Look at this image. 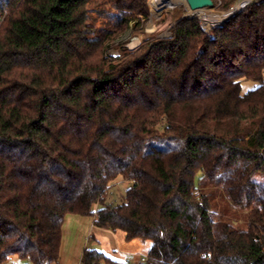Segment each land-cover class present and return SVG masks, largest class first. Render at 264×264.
Listing matches in <instances>:
<instances>
[{
	"label": "trees",
	"instance_id": "trees-1",
	"mask_svg": "<svg viewBox=\"0 0 264 264\" xmlns=\"http://www.w3.org/2000/svg\"><path fill=\"white\" fill-rule=\"evenodd\" d=\"M0 16V264H58L69 214L150 241L145 264H264V0L119 57L147 0H0ZM81 264L116 263L87 248Z\"/></svg>",
	"mask_w": 264,
	"mask_h": 264
},
{
	"label": "rangeland",
	"instance_id": "rangeland-1",
	"mask_svg": "<svg viewBox=\"0 0 264 264\" xmlns=\"http://www.w3.org/2000/svg\"><path fill=\"white\" fill-rule=\"evenodd\" d=\"M150 1L151 0H147L148 20L146 22L143 21L137 30L134 29L135 24H132L130 26V29L127 31V33L122 35L119 38V40H117L118 44L117 43L113 44L111 48L108 50L107 53L109 56L110 55L114 56L118 53L120 54V51L118 50V48H120V45H125V47L128 50H132L133 47L135 46L140 47L141 45H143L145 41L150 40V39L153 40V39L170 38V37H167V35L169 34L172 35V27H174L175 24L179 20L183 18H187L186 17L188 15L187 8L185 5L180 4V5H176L174 8H166L163 15L159 17L158 19L156 18L151 19L149 18V15L151 16V11L154 9L151 8V11H150V8H149ZM165 3L168 4L166 0H165ZM222 7H223L222 0H213V8H211V11L206 14L207 17L209 16V17H212L213 19H216V17L214 16H220L223 13H227L233 6L228 10H223ZM91 21L95 24L97 28H101L102 26L108 25L109 18H108V15L106 14H102L97 11H94L92 12ZM211 23L217 25V26H214L213 28L223 27L225 24V22L222 23L219 20L212 21L210 22V24ZM201 25H202V22H201ZM133 44L135 46H133ZM256 86H257L256 83L252 81H243L242 83L243 94H246L247 92H249ZM257 180L264 184V177H258ZM129 186H130V183L127 181H124L122 179L116 180L111 185V188L108 191V194H107L108 201L113 202V203L122 202V198L125 196L126 189ZM215 200L217 202V212L219 214V218L221 217L224 220L231 222L237 228L247 229L248 225H247L245 213L235 211L232 208L228 209L227 204L220 196L216 197ZM10 264H28V263L21 261L18 259V257H16L15 260H13Z\"/></svg>",
	"mask_w": 264,
	"mask_h": 264
},
{
	"label": "crops",
	"instance_id": "crops-1",
	"mask_svg": "<svg viewBox=\"0 0 264 264\" xmlns=\"http://www.w3.org/2000/svg\"><path fill=\"white\" fill-rule=\"evenodd\" d=\"M152 243L150 241H126L123 231L102 229L94 224L93 217L69 214L62 227V243L58 264H81L85 249L102 251L116 264H145ZM16 256L4 264H10Z\"/></svg>",
	"mask_w": 264,
	"mask_h": 264
},
{
	"label": "built area",
	"instance_id": "built-area-1",
	"mask_svg": "<svg viewBox=\"0 0 264 264\" xmlns=\"http://www.w3.org/2000/svg\"><path fill=\"white\" fill-rule=\"evenodd\" d=\"M254 1H256V0H238L237 1V3L235 4V6H233L227 13H229L230 11H232L234 8H237V10L236 11H234L230 16L231 17H233V16H235L236 14H238V13H240V12H242L243 10H245L247 7H249ZM151 3L154 5V10H152L151 11ZM149 8H150V11H151V16L149 15V18H151V19H153V18H156V19H158L159 17H161L162 15H163V13L165 12V10H166V8H161V9H159V8H157L156 9V7H155V3H154V0H151L150 1V3H149ZM187 8V11H188V15L186 16L187 18H196V19H200L201 20V22H202V25H201V27H202V29L208 34V33H210V31L212 30V28L214 27V26H217L216 24H213V23H209V21H208V18H209V16L207 17V13L208 12H210L211 11V8H207V9H202V10H198V11H191L189 8H188V6L186 7ZM159 9V10H158ZM229 17V16H228ZM227 17V18H228ZM226 18V19H227ZM225 19V20H226ZM222 21V23L223 22H226V21ZM3 21H4V16H0V26H1V24L3 23ZM221 23V24H222ZM218 25H220V24H218ZM172 35L171 34H169V35H167V37H171ZM118 44V43H117ZM133 46H135L134 44H133ZM138 47L137 46H135V47H133V49L132 50H135V49H137ZM112 57H119L120 56V54L118 53V54H116V55H111ZM142 262H146V259H143L142 260Z\"/></svg>",
	"mask_w": 264,
	"mask_h": 264
},
{
	"label": "bare ground",
	"instance_id": "bare-ground-1",
	"mask_svg": "<svg viewBox=\"0 0 264 264\" xmlns=\"http://www.w3.org/2000/svg\"><path fill=\"white\" fill-rule=\"evenodd\" d=\"M166 1L168 2V4L165 3V0H154L156 9L157 8H159V9H161V8H174L176 5H180V4H183L187 7L186 0H166ZM151 8L154 9V5L152 3H151ZM236 10H237V8H234L229 13H223L220 16H214V17H216V19L209 17L208 21H209V23L212 21H218V20L222 22Z\"/></svg>",
	"mask_w": 264,
	"mask_h": 264
},
{
	"label": "water",
	"instance_id": "water-1",
	"mask_svg": "<svg viewBox=\"0 0 264 264\" xmlns=\"http://www.w3.org/2000/svg\"><path fill=\"white\" fill-rule=\"evenodd\" d=\"M186 3L191 11L213 8V0H186ZM230 18L231 16H229L225 21H228Z\"/></svg>",
	"mask_w": 264,
	"mask_h": 264
}]
</instances>
